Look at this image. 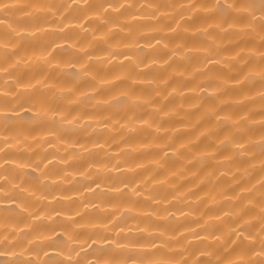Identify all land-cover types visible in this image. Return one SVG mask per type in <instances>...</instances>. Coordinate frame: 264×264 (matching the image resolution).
I'll list each match as a JSON object with an SVG mask.
<instances>
[{"label": "clouds", "instance_id": "clouds-1", "mask_svg": "<svg viewBox=\"0 0 264 264\" xmlns=\"http://www.w3.org/2000/svg\"><path fill=\"white\" fill-rule=\"evenodd\" d=\"M0 264H264V0H0Z\"/></svg>", "mask_w": 264, "mask_h": 264}]
</instances>
